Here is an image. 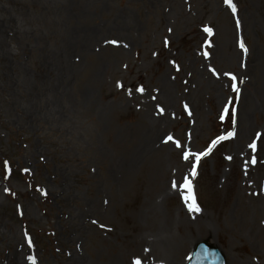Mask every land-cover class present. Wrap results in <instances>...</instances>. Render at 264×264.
Wrapping results in <instances>:
<instances>
[{"label": "rangeland", "instance_id": "rangeland-1", "mask_svg": "<svg viewBox=\"0 0 264 264\" xmlns=\"http://www.w3.org/2000/svg\"><path fill=\"white\" fill-rule=\"evenodd\" d=\"M157 1L0 0V264L88 262L100 246L102 258L132 255L142 207L172 181L186 200L157 209L187 218L158 264H184L201 239L228 264H264V0H233L235 12L225 0ZM147 109L167 147L138 156L98 218L88 202L108 196L107 166L139 150ZM189 196L200 211L180 215Z\"/></svg>", "mask_w": 264, "mask_h": 264}, {"label": "bare ground", "instance_id": "bare-ground-1", "mask_svg": "<svg viewBox=\"0 0 264 264\" xmlns=\"http://www.w3.org/2000/svg\"><path fill=\"white\" fill-rule=\"evenodd\" d=\"M150 3H153L152 0H148ZM158 3L157 0H154V4L156 5ZM129 26V25H128ZM127 26V27H128ZM123 44V42H122ZM88 46H84L82 50H86ZM121 46H119L120 48ZM114 51H118L119 49L113 48ZM72 64V63H71ZM73 67L75 64H72ZM170 93L168 90H165V93L163 91V96L165 99H168ZM114 108L118 107V103H114ZM165 109L163 108V111ZM160 111V110H159ZM158 111V112H159ZM157 112V113H158ZM244 113L242 114V120L245 119L246 116L250 115V112L248 111V108H245ZM255 113V111H253ZM143 115L141 116V120H146L145 128L147 126L148 130L144 132L143 138L140 141V147H137V152L133 153L132 155H128L116 160H113V162H116L114 166L110 167V164L107 166L106 173L104 180L107 184L111 186L110 190L107 192L108 196L105 198L99 199H93L90 202H88V206L90 208V211L94 214H99L98 218L102 217L99 212L105 213L108 208L111 206L113 200L116 198L115 195V186L121 185L124 187L127 184V176L129 171L134 167L133 162H137L138 156H142V153L146 150L150 149L154 152L156 150V153H159L161 149L159 148H166L167 145H163L160 140H157L155 142V129L152 128V125L156 128L157 127V121L158 119L150 114V109H147L145 112H142ZM147 113V114H146ZM240 128L242 132H245L246 129L243 128V125L240 120ZM158 145V148L156 147ZM105 156V155H104ZM133 158V159H132ZM136 160V161H135ZM111 162V163H113ZM174 183V182H173ZM173 183L168 186V188H164L163 192L158 195V197L155 198L154 204L149 205L148 207L143 206L142 207V214L138 215L139 220V226L140 229L138 231V235L134 238V243L136 244V247L133 249L134 254L132 255H124L120 254L116 256V254L112 255V249L109 250V254L102 258L106 252V249L102 248L101 246L97 248L96 252L91 254V258L85 257V259H88V262L83 259L82 262L79 260L76 261V264H135V261L137 258H139L142 262V264H157L155 254H157V250L159 246L166 242H168L171 237L175 234V231L180 228V223L185 221L184 219L187 218V216H183V218H178L177 220H170L168 218L163 219V215L159 213L157 209V202L160 200L159 198L175 196L179 193H184L186 190L181 189V185L177 182L175 184L176 187H173ZM89 210V209H88ZM83 212V211H82ZM154 212L158 214H154ZM185 212L184 209L180 208V215ZM84 214L81 213V216ZM86 215V216H85ZM83 215V219H85L89 214L85 213ZM85 217V218H84ZM145 220V221H144ZM146 223V226L149 228H156L154 232H148L144 230V227ZM82 232L84 233V226L81 225ZM138 240H140L144 244V249L142 251L139 250V245L137 244ZM129 248V247H128ZM158 260V259H157Z\"/></svg>", "mask_w": 264, "mask_h": 264}, {"label": "snow or ice", "instance_id": "snow-or-ice-1", "mask_svg": "<svg viewBox=\"0 0 264 264\" xmlns=\"http://www.w3.org/2000/svg\"><path fill=\"white\" fill-rule=\"evenodd\" d=\"M225 2L228 3V4L231 6L233 12L236 11V5H235L234 3H232V0H225ZM205 31L211 32L212 29H211V28H206ZM113 43H116V42L113 41ZM240 46H241V48L244 49L245 52L247 51V48L245 47L243 41H241ZM232 79L235 80L236 77L233 76ZM120 86L123 87V85H120ZM138 91L143 92V91H144V88H143V87H140V88L138 89ZM236 91L239 92V88H236ZM160 111L163 112V108H161ZM225 111L227 112V109H225ZM221 118L223 119V117H221ZM230 135H234V133H230ZM168 139L171 140L172 137H168ZM219 139H223V137L218 138V140H219ZM216 142H217V141H213V144H215ZM175 143H176V146H177V147L182 148L181 142H180L179 140H177ZM250 147L255 148V147H256V144L253 143L252 145H250ZM207 154H208V152H202V153H197V154H195V155L197 156V160H199V158H200L201 156H204V155H207ZM188 155H190V153H185V157H184V158L187 159V158H188ZM229 159H231V158L229 157ZM255 162H256V161L253 160V163H255ZM193 174H195V171L193 172ZM176 186H177V185H176L175 182H174V183H173V187H176ZM185 187H187V188L189 189V191H191V189H192V185H191L190 182L186 183V184H185ZM188 199H190V200L192 201L191 204L189 205V208H190L191 210L200 211L199 206H198V205L196 204V202H195V198H194L193 196H189ZM31 259L33 260V264H35V258L33 257V258H31ZM135 264H142V262H141V260H140L139 258H137L136 261H135Z\"/></svg>", "mask_w": 264, "mask_h": 264}]
</instances>
